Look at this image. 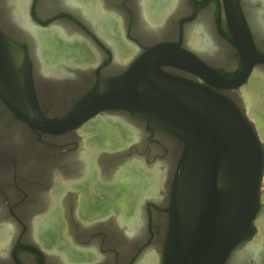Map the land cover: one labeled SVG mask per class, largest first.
Instances as JSON below:
<instances>
[{"label":"flooded vegetation","instance_id":"af4514ba","mask_svg":"<svg viewBox=\"0 0 264 264\" xmlns=\"http://www.w3.org/2000/svg\"><path fill=\"white\" fill-rule=\"evenodd\" d=\"M27 1L17 6L29 26L19 28L0 0V264H140L146 255L147 264H163L170 191L156 196L154 170L168 168L178 141L164 125L124 106V90L157 75L234 95L243 88L251 106L248 116L241 104L242 113L264 140V40L247 2L237 0L250 35L239 48L225 0H178L175 16L172 0H72L69 8L64 0ZM205 14L228 49L216 61L198 51L197 41L188 43L187 29ZM151 21L160 23L157 30L145 28ZM248 64L240 85L212 84H223L215 72L238 77ZM41 65L76 77L55 81L54 88L41 83ZM259 203L257 229L264 170ZM137 205L143 237L127 243L120 222L133 223ZM10 224L12 233L5 229ZM256 234L223 264H232ZM259 255L264 264V250Z\"/></svg>","mask_w":264,"mask_h":264},{"label":"water","instance_id":"95a60500","mask_svg":"<svg viewBox=\"0 0 264 264\" xmlns=\"http://www.w3.org/2000/svg\"><path fill=\"white\" fill-rule=\"evenodd\" d=\"M225 3L232 42L241 48L249 32L237 0ZM250 66L243 65L238 77L215 72L223 84H212L236 87ZM236 95L162 75L124 90V106L164 125L178 141L170 155L163 264H223L256 232L264 145ZM40 122L48 124L43 116Z\"/></svg>","mask_w":264,"mask_h":264},{"label":"bare ground","instance_id":"6f19581e","mask_svg":"<svg viewBox=\"0 0 264 264\" xmlns=\"http://www.w3.org/2000/svg\"><path fill=\"white\" fill-rule=\"evenodd\" d=\"M20 1H23L25 4L28 2L27 0H7V5H8L7 9H8V14H9V19H10V21H12L11 23L13 25L18 26L19 28L28 27L29 24L26 21V18L23 17L22 13H20V9L17 6V3H19ZM173 2H174V4L171 7L170 14H172V16H175L176 13L178 12V7H180V3L178 0H172V3ZM245 2H247V4H248L249 18H250V21H252L251 23L253 24V27H255V29L259 33L260 37L264 40V0H245ZM71 3H73L72 0H64L62 3V6H63V8H65V7L69 8V7H72ZM140 14H141L143 19H145V20L147 19L146 15H145L144 6L140 7ZM170 18H172V17H170ZM210 22L211 21H210L209 15H207V14L202 15L201 18L198 19V21L195 24H193V27L190 26V29L189 28L187 29L186 34H187L188 43L190 46H194L195 42L197 41L199 43L198 47H197L199 49L198 51L201 54H203L206 59H208V60L214 59V61H216V58L218 56H221L222 58H224L223 52L225 49H227V47L224 44H222L221 42H219L216 39V37H214ZM159 25H160L159 22H152L151 21L145 25V28L148 30H157ZM36 42H37V40H36ZM221 64H222V61H221ZM39 71H40L39 75L41 76V83L45 82L48 85H52V84L54 85L55 81L65 82V81L75 79V77H76L75 74H73L72 72L71 73L70 72H50V71L45 69L44 65H41L39 67ZM263 76H264V72H263ZM54 88H55V85H54ZM242 89L243 88H241L240 91L238 92L239 96L241 97V104L245 107V109H246V106H248V108H250L251 104L248 101V98L246 95V90L243 94H241ZM255 126H256V124H255ZM256 128H257V126H256ZM256 131H258V130H256ZM260 133L263 134L261 129H260ZM258 134H259V132H258ZM260 138L262 139L261 136H260ZM171 155H172V153H171ZM166 164H168V168L166 167L165 169H161V168H159V166L157 167V169L154 168L155 169L154 174L156 175V178H155L156 180L154 179V184L157 187L156 191H155L156 196L160 195V191L162 189L167 190L168 177H169L168 174H169V168L171 165L170 155H169V161ZM43 204H45V202H43ZM139 207L141 209V206L137 205L136 216H135V220L133 221V223L128 224L127 222H125L123 220L120 222L121 234L127 243H134L135 240L139 241V239L143 237V235H142L143 232L141 230L142 224L139 222L140 216L137 213L140 211ZM118 222H119V220H118ZM31 225H33V223H31ZM111 225H112L111 227L115 228V230H116V228L119 227V225L117 224L116 221L111 222ZM5 227H6L5 229H7L8 231H11V233H12V230L14 227L11 224L7 225ZM116 231L120 234L119 230H116ZM256 231H257V234L255 232L256 236L254 237L253 242L250 245H248L245 249L241 250L240 252H238L239 250L237 251L238 253H237V255H235L236 257H234L232 264H246V261L248 260L249 257L256 260L255 264H259V262H260V260H259L260 255L259 254L262 250H264V212H263V217L258 221V229L256 226ZM253 236L251 237L250 240H252ZM92 252H94V251H92ZM1 256H2V254L0 253V257ZM147 256H149V255H146L142 258L140 264H147V262H146L147 258H148Z\"/></svg>","mask_w":264,"mask_h":264},{"label":"rangeland","instance_id":"374dc122","mask_svg":"<svg viewBox=\"0 0 264 264\" xmlns=\"http://www.w3.org/2000/svg\"><path fill=\"white\" fill-rule=\"evenodd\" d=\"M246 113H247V115H248V111H247V109H246ZM252 120V119H251ZM252 122L254 123V121L252 120ZM257 129V128H256ZM258 130V129H257ZM258 132H259V130H258ZM258 135H260L261 136V134L259 133Z\"/></svg>","mask_w":264,"mask_h":264}]
</instances>
